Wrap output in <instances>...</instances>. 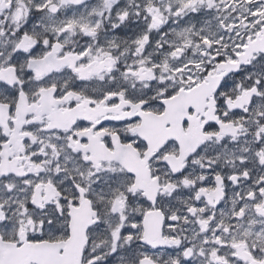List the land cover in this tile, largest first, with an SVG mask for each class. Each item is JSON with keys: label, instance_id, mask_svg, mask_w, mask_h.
Returning <instances> with one entry per match:
<instances>
[{"label": "snow or ice", "instance_id": "snow-or-ice-1", "mask_svg": "<svg viewBox=\"0 0 264 264\" xmlns=\"http://www.w3.org/2000/svg\"><path fill=\"white\" fill-rule=\"evenodd\" d=\"M0 264H264V0H0Z\"/></svg>", "mask_w": 264, "mask_h": 264}]
</instances>
